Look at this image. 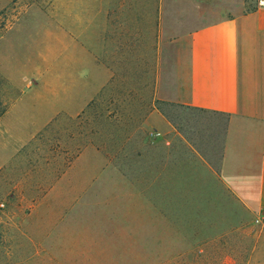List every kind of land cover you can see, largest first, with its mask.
I'll list each match as a JSON object with an SVG mask.
<instances>
[{
    "label": "crops",
    "instance_id": "obj_1",
    "mask_svg": "<svg viewBox=\"0 0 264 264\" xmlns=\"http://www.w3.org/2000/svg\"><path fill=\"white\" fill-rule=\"evenodd\" d=\"M47 3L51 44L39 54L46 64L37 69L35 86L24 81L28 71L21 57L6 82L10 97L0 112L3 198L60 200L59 146L57 160L49 163L55 177L51 173L42 184L35 162L25 163V154L36 151L29 141L49 124L71 122L93 102L102 103L108 89L149 74L151 107L145 119L170 150L171 161L179 153L180 171L185 161L195 163L198 183L202 178L219 188L249 219L264 216L263 11L245 0ZM13 56L17 59V52ZM157 99L206 117L174 122L156 107ZM27 183L31 190L22 192ZM23 229L0 226L9 264L26 262L43 245L34 226Z\"/></svg>",
    "mask_w": 264,
    "mask_h": 264
},
{
    "label": "rangeland",
    "instance_id": "obj_2",
    "mask_svg": "<svg viewBox=\"0 0 264 264\" xmlns=\"http://www.w3.org/2000/svg\"><path fill=\"white\" fill-rule=\"evenodd\" d=\"M245 3L252 7L254 0ZM47 5L0 0V112L19 57L28 88L46 64L39 54L51 44ZM124 86L108 89L102 103L93 102L71 122L49 124L29 141L36 151L25 154V163L35 162L42 184L51 173L55 177L49 163L57 160L59 146L61 198L17 201L0 195V226L7 222L15 232L34 226L46 245L20 264H264V219L257 228L256 217L249 219L236 202L223 199L219 188L202 178L198 183L195 163L185 161L180 171L179 153L171 161L170 150L146 122L152 75L126 79ZM156 107L177 123L206 117L158 99ZM31 188L27 183L22 192ZM2 246L0 264H9Z\"/></svg>",
    "mask_w": 264,
    "mask_h": 264
},
{
    "label": "built area",
    "instance_id": "obj_3",
    "mask_svg": "<svg viewBox=\"0 0 264 264\" xmlns=\"http://www.w3.org/2000/svg\"><path fill=\"white\" fill-rule=\"evenodd\" d=\"M254 6L256 9H260L261 11L264 12V0H254ZM158 135V133L156 134ZM5 206L4 201H0V209ZM263 219L264 216H258L255 219V226L257 228H261L263 226Z\"/></svg>",
    "mask_w": 264,
    "mask_h": 264
}]
</instances>
